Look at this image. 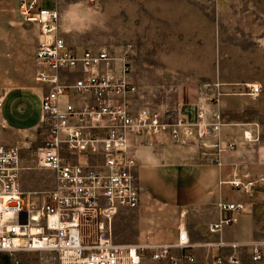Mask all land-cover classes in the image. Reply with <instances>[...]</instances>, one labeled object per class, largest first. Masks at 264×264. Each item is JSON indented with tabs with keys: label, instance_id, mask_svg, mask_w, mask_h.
Returning <instances> with one entry per match:
<instances>
[{
	"label": "built area",
	"instance_id": "1",
	"mask_svg": "<svg viewBox=\"0 0 264 264\" xmlns=\"http://www.w3.org/2000/svg\"><path fill=\"white\" fill-rule=\"evenodd\" d=\"M15 1L22 20L39 30L34 79L44 86L38 114L43 139L35 161L51 171L53 184L23 190L21 146L0 144V253L15 264L22 251L48 252L60 264H194L195 243L183 222L173 241L136 244L116 241L113 222L120 209L141 202L134 146L166 137L180 146L196 145L217 160L236 146L234 139L221 138L220 114L199 108L191 119L176 107L142 101L131 78L132 44L118 50L108 44L72 46L58 29L54 3ZM247 88L250 95L260 90L258 84ZM4 99L0 94V130ZM218 206L235 216L210 222V232L235 221L243 203ZM216 245L228 251L206 264L239 263L241 244L218 240ZM246 246L252 260L261 258L260 242Z\"/></svg>",
	"mask_w": 264,
	"mask_h": 264
},
{
	"label": "rangeland",
	"instance_id": "2",
	"mask_svg": "<svg viewBox=\"0 0 264 264\" xmlns=\"http://www.w3.org/2000/svg\"><path fill=\"white\" fill-rule=\"evenodd\" d=\"M193 2H198L208 16L206 19L207 16L202 15L203 23L211 22L214 16L217 18L224 59L229 64H238L239 60L240 73L250 75L247 61L254 54L264 59V0ZM52 3L59 12L58 29L72 46L108 44L118 50L132 44L131 72H149V83H138L142 101L161 107L173 106L183 98V93H190V90L176 87H151V71L158 67L152 50L153 0H45L46 6L50 7ZM171 29L170 35L166 33L167 40L161 49L167 56L175 52V30L173 26ZM38 35L37 26L24 22L20 17L15 0H0V94L5 95L0 144L21 146V165L24 168L20 184L25 191L44 190L53 184L51 171L37 166L35 161L36 149L43 139L38 114L44 86L34 79V50ZM185 36L190 38L191 33ZM186 43L184 41L185 47ZM246 86L228 92L247 93ZM223 97L227 98L221 120L228 122L227 127L231 129H242L241 137L238 140L234 138L236 146L232 150L239 152L222 154L224 197L229 199L233 192L247 195L248 209L255 215L264 241V88L256 95H244L245 98L239 100L235 99L236 96ZM234 181L239 184L233 185ZM172 206L150 198L134 209H120L113 222L116 241L136 244L170 240L176 226L184 223L186 214L190 212ZM240 252L242 259L249 258L248 248L241 247ZM262 252L264 254V247ZM17 257L18 264H60L48 252L22 251ZM0 264L15 263L7 254H0Z\"/></svg>",
	"mask_w": 264,
	"mask_h": 264
},
{
	"label": "crops",
	"instance_id": "3",
	"mask_svg": "<svg viewBox=\"0 0 264 264\" xmlns=\"http://www.w3.org/2000/svg\"><path fill=\"white\" fill-rule=\"evenodd\" d=\"M151 9L153 59L158 66L151 71V87L190 90L189 94L183 93V98L170 107L178 108L181 114L191 119L199 108L206 114L217 112L221 117L227 98L223 96H236L237 100L245 98L244 95L252 96L245 92L228 90H239L247 84H258L259 89L264 88V59L254 54L247 61L250 75L240 73L239 60L238 64H229L223 57V40L219 35L217 18L214 16L211 22L203 23L202 15H207L198 2L153 0ZM172 26L175 30V52L174 55L167 56L161 49L167 40L166 33L170 35ZM188 32L191 33L190 38L185 36ZM184 41L188 42L186 47ZM130 55L131 53V64ZM148 73L145 70H139L136 74L131 72V78L138 88V83H149ZM221 121L220 134L223 140H238L241 137L239 135L242 129H231L223 118ZM224 152L231 151L220 152L216 160L213 155L200 152L196 145L180 146L166 137L136 144L132 153L136 160L135 172L142 187L141 202L151 198L173 205L172 207L185 208L187 212L190 210L186 214L184 227L191 241L195 243L192 248L196 257L194 264H206L210 256L223 254L224 251L226 253L227 248L216 245L218 240L237 242L246 248L248 243L260 242L261 258L252 260L250 254L246 259L240 256L238 264H264V241L261 239L262 234L255 215L248 209L247 195L233 192L229 199L224 197ZM235 152L239 150L232 151L231 154ZM219 201L241 202L243 208L236 214L235 221L222 224L220 230L210 232V222L235 216L234 212L222 211L218 206ZM176 234L177 226L173 238L168 241L175 240Z\"/></svg>",
	"mask_w": 264,
	"mask_h": 264
},
{
	"label": "trees",
	"instance_id": "4",
	"mask_svg": "<svg viewBox=\"0 0 264 264\" xmlns=\"http://www.w3.org/2000/svg\"><path fill=\"white\" fill-rule=\"evenodd\" d=\"M0 254H2V253H0Z\"/></svg>",
	"mask_w": 264,
	"mask_h": 264
}]
</instances>
